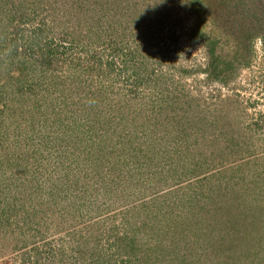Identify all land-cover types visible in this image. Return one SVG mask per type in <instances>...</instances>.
<instances>
[{
	"label": "rangeland",
	"instance_id": "obj_1",
	"mask_svg": "<svg viewBox=\"0 0 264 264\" xmlns=\"http://www.w3.org/2000/svg\"><path fill=\"white\" fill-rule=\"evenodd\" d=\"M0 264H264V0H0Z\"/></svg>",
	"mask_w": 264,
	"mask_h": 264
},
{
	"label": "trees",
	"instance_id": "obj_2",
	"mask_svg": "<svg viewBox=\"0 0 264 264\" xmlns=\"http://www.w3.org/2000/svg\"><path fill=\"white\" fill-rule=\"evenodd\" d=\"M200 31V26H198L197 27V32H199ZM216 63H219L220 65L219 66H210V68L212 69V72H213V76L214 77H218V75H222L223 74V70H222V63H223V57H219L218 56V58L215 60V64L214 65H217ZM261 226V225H260ZM230 236V235H229ZM222 237V236H221ZM234 239H235V241L237 240V236H236V234L234 235ZM218 243H220L219 241H218ZM230 245L232 246V247H234L235 245L233 244V241L230 243ZM230 249H227V250H225V251H229ZM224 252V250L222 251V253ZM220 253V252H219Z\"/></svg>",
	"mask_w": 264,
	"mask_h": 264
}]
</instances>
